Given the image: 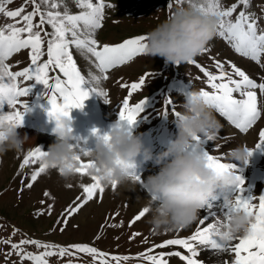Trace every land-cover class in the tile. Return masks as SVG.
<instances>
[{
  "label": "snow or ice",
  "instance_id": "obj_1",
  "mask_svg": "<svg viewBox=\"0 0 264 264\" xmlns=\"http://www.w3.org/2000/svg\"><path fill=\"white\" fill-rule=\"evenodd\" d=\"M13 2L14 0H0V16L12 21L0 27V110L3 109L5 104L12 110L8 114L0 115V126L5 123L9 126H23L24 114L30 109L27 108L26 102L21 101L19 98L28 96L31 87L30 84L21 86V81L27 83L34 80L38 84H43L48 90L47 103L50 118L69 117L73 109H82L84 101L89 98L90 93L104 97V103L108 104L107 93L95 87L94 83H100L101 79L107 80L109 70L128 63L133 57L144 54V49L147 47L146 35L126 39L114 46H101L99 44L97 39L94 38V33L102 28L105 9L104 0H79L78 7L81 9L79 14L71 13L66 6L67 0H62L65 5L63 11L59 10L61 3H58L57 0H26V3L33 6V10L30 12H26L24 5L15 10H10L7 5H11ZM184 2L185 0H176L177 4ZM239 2L245 8L251 5V0H239ZM187 3L191 5L192 10L199 12L201 15L217 17L219 19L218 36L226 38L227 42L240 56L247 57L260 64L261 57L264 56V29L259 28L254 14L242 10L239 11L238 16L233 21L230 18L237 11L236 4H233L227 10H221L220 0H203V3L199 5L194 3L193 0H187ZM42 5H47L48 9L42 11ZM172 7V3L169 2L168 8L171 9ZM37 16H39V23L34 24V19ZM45 24L51 27L52 31L50 33L44 31ZM44 37H48L46 42L47 59L41 62V58L44 56L42 50L45 45ZM73 48L82 56L94 58L89 63L93 64L100 75H94L89 71V78H86L73 57V51L71 50ZM22 49H30L31 67L14 72L6 61ZM207 51L208 49H205L204 52ZM190 64H195L207 78L208 88L211 91L201 90V95L206 103L220 116L226 118L235 128L241 132H247L261 118V109L258 107V97L255 89H259L260 93L264 94V82L257 83L231 62H228V64L232 69V73L239 79H234L232 75H229L224 70L225 64L220 61H215L218 74L207 71L196 64L195 61ZM56 70L62 74L63 78L59 75L55 77L49 75L50 71ZM145 80L146 78H141L137 83L122 85L128 89V98L124 99L119 110V120L127 122L129 127L136 123L137 117L143 111L146 103L145 100H142L134 106H130L129 99L134 93L143 88ZM49 93L51 94L49 95ZM234 93H239L241 98H235ZM167 104L170 105L171 101H168ZM172 112L177 115L174 108ZM167 114L168 108L166 105L165 115ZM102 138L104 140L109 139L106 135ZM203 144L204 142L197 138L193 149H202ZM260 148H264V130L259 133V143L256 145V150ZM75 149L79 153L76 159L80 164V167L76 169V173L82 177L90 178L91 182L87 185H81L84 195L78 197L75 204L66 209V216L63 221L65 227L73 215L79 213L85 205L94 199H102L105 192L104 185L90 171L93 167L92 163L82 160V157H88L89 150H85L79 144L75 145ZM216 151L218 152L219 149H216ZM253 152L250 151L249 156ZM201 153L208 161L209 167L235 171L233 164L221 162L222 157L210 154L207 151ZM45 155L46 152L39 147H35L24 156L20 165L22 171L30 165H37L36 170L32 172L26 183L29 190L33 188L38 178L49 170L43 163ZM134 178L138 183L141 182L138 175ZM237 180V188L241 195L235 200V207L232 211L244 212L252 217L254 222L250 225L249 234L246 237L231 238L227 244L218 238L220 229L224 226V220L207 223L206 219H199L198 223L202 227H198L189 238L168 239L166 242L155 246V248L164 249L168 246L178 245L186 250L187 254L185 255H181L178 251L160 252L158 255L150 254L155 251V248H151L145 253L138 254L137 257L120 256L99 251L96 247L87 244H74L64 247L47 243L42 244L37 240H21L18 244L12 243L10 240L4 241L5 244L10 245L11 251L2 254L5 259H8L15 253L21 264L24 261H31L32 264H49L47 258L51 257H58L61 260L66 256L79 259L77 254H84L91 258L93 264H122V262L131 259L145 260L147 264H169L166 257H179L184 264H199L196 259L199 255L197 246L207 245L212 249H217L221 253H227L234 257L233 259H225L224 264H264V195L259 196L257 206L254 203L256 197L243 198L244 180L239 175ZM68 187H71V185H68ZM110 187L113 190L117 188L115 183ZM43 195L50 198V193L47 191ZM52 211L53 207L49 204L47 214L51 215ZM147 213L148 209L146 207L142 208L129 223V227L140 222ZM112 218L115 219V217ZM57 223H60V221L58 220ZM118 226L122 227L123 221L119 225H109V227ZM60 230L63 232L65 228L62 227ZM139 235L140 233H133L130 239H135ZM234 240L238 242L233 244ZM24 245H33L44 251L38 255L25 252L22 248ZM69 264H72V262L69 261Z\"/></svg>",
  "mask_w": 264,
  "mask_h": 264
},
{
  "label": "rangeland",
  "instance_id": "obj_2",
  "mask_svg": "<svg viewBox=\"0 0 264 264\" xmlns=\"http://www.w3.org/2000/svg\"><path fill=\"white\" fill-rule=\"evenodd\" d=\"M114 1L116 4L121 5L122 2L126 0ZM57 2L61 3V8L59 10L63 11L65 6L64 3L62 0H57ZM78 3L79 0H67L66 6L73 12L71 7L74 6V8H79ZM130 3H133L132 0H129V5H131ZM24 4L26 12L33 10L31 4H27L26 2H24ZM8 6L10 10H15L17 7L22 6V4L13 2ZM42 7L45 11L48 9L47 5H43ZM230 7V5L226 4L223 10H227ZM110 8L113 9L110 10V14L115 15V18H111L114 23L107 22L108 20L106 21V18L109 19L111 15H104L102 28L95 31L94 38L97 39L99 44H102L103 40L111 43L116 42L115 45H118L121 43L120 41L124 38L126 33L113 32L111 30L118 26L116 19L124 14L126 8L122 7L120 13L118 6ZM110 8L105 5L104 11L107 13V10ZM34 21H39V16H37ZM1 22H4V25H6L12 21L0 16V23ZM44 29L49 33L52 31L51 27L47 24L44 25ZM140 55L133 57L132 60L124 65L109 70V73H107V80L101 79L100 83H94L95 87L107 93V99L109 100L108 104L104 103V97H100L95 93H90L89 98L84 101L82 109H73L71 111L73 135L76 138L73 141L75 145L79 144V146L85 150H91L94 148L97 141V136L93 135V131L98 130L99 136H103L107 133L108 120L115 115V102L117 98L121 96L122 89L123 91L126 90L122 85H128L127 82H124L123 73H131L135 68H138L140 71L137 74H140L147 67V63L143 66V63L141 64L138 60ZM73 57L77 61V65L81 68L83 74L85 73L87 75L86 78H89V71L94 75H100L93 64L89 63V61L94 60V58L82 56L77 53L76 50H73ZM30 61V49H22L20 52L14 53L6 63H8L11 70L15 72L21 71L25 66L31 65ZM245 66L252 73L253 80L260 83V75L264 70L249 62H246ZM15 67L18 68L15 69ZM49 75L54 77L53 71H50ZM59 76L62 77V74L59 73ZM150 81L154 83L153 77L150 78ZM34 83H36L34 80L28 81L27 83L21 81V86ZM199 89V91L203 90L202 84ZM255 91L258 97V107L261 109V118L247 132H241L239 129L235 128L234 125L230 124L226 118L220 116L219 113L214 110L216 119L223 126L222 130L219 132L215 141L204 142L202 149H198V151H207L210 154H216L223 158L221 162L233 164L236 174L241 176L242 179L245 176V180L243 179V187L245 189L243 198L251 199L256 197L254 203L258 206L259 196L264 195V148L256 150V145L259 143V133L264 130V94L260 93L259 89H255ZM47 93L48 90L43 84H40L38 102L34 92H29L28 96L19 98L21 101L26 102L27 108L30 110L24 114L23 126L19 127L17 131L21 137L29 133H35L36 136L32 137L30 134L27 135L29 141L24 145V151L21 152V160L18 159L16 162L14 161V154H16L14 151H9L0 157V161H2L0 162V205H2L0 206V212L2 209H5L10 214L9 218L2 217L0 221V264H21L19 257L15 255V253L8 259H5L2 254L11 251L10 245L4 243V241L8 240L17 244L21 240H37L42 244L47 243L64 247L74 244H87L96 247L97 243H100L102 245H111L113 248H120L123 244H130L134 240L130 239L133 233L145 231L150 236L152 247L149 249H151L166 242L168 239H187L194 234L198 227H202L199 225L198 220L183 230L157 233L152 230V228H150L151 226L146 222L148 218L147 215L142 218L140 222L129 227V223L133 220L134 216L142 210L144 202L149 198L141 183L137 184L140 185L143 198L140 197L135 190H127L122 187H117L113 190L110 186H104L105 192L102 199H94L92 202L85 205L79 213L73 215L68 220L67 226L65 227L63 221L66 216V209L73 206L78 197L84 195L81 185L89 184L91 182L90 178H85L76 174L73 180L65 182L61 179L56 170H48L38 178L33 188L29 190L26 187V183L30 179L32 172L36 170L37 165H30L23 171L20 169L24 156L28 153V148L33 150L35 147H39L42 151L47 152L49 146L55 142L56 138L52 134L54 121L48 116L49 105L47 103ZM175 93L183 103L187 96L185 92L181 91L178 87ZM50 94L51 93H49V95ZM233 95L235 98H241L239 93H234ZM147 106L148 105L145 103L144 111L149 113L150 110H148ZM5 107V114L12 111L7 104H5ZM171 116V114L168 116L166 115L162 124L168 122ZM260 122L261 124L263 123V126L259 125ZM120 123L124 128L134 133L143 121L142 117L138 116L136 123L131 127H129L127 122ZM168 126L172 130H177L175 124L172 125L170 123ZM163 134V131L156 134V131L152 132V130H148L139 136L144 148L148 150L153 157L167 149L166 146L164 148H159V146L155 145L151 146L153 142L156 145L161 142H171V140L166 138V134L165 136H163ZM221 137H224V139H221ZM171 138L175 139V136L172 135ZM241 146L254 151L247 165H241L238 161L232 160L229 155L231 149ZM216 149H219V151L217 152ZM82 160H84V162L89 161L88 157H82ZM136 165L141 166L139 167L140 169L135 171V174L141 178V181L146 180L149 175H155L159 170L157 167H153L149 171L150 167L155 166L154 160L145 162L143 156L137 158ZM68 185H71V187H68ZM45 191L50 193V198L44 197L43 194ZM240 195V191L238 193V188L232 187L228 200H236ZM19 197L20 201L18 200ZM42 201L44 202L42 203ZM49 204L53 207L51 215L47 214ZM57 205L60 208H58ZM218 210L225 212V217L222 216L223 221L231 213L232 208L226 207L225 204L221 202V199L213 201L211 205L206 206L200 211V219H206L207 223H213L215 220H219V218H217L218 214H216ZM14 211L20 213L21 217L25 218L27 221H24L22 224L21 218H13ZM117 213L118 215H116ZM112 217H115V219ZM58 220L60 223H57ZM121 221H123L122 227H109V225L113 224L119 225ZM62 227L65 228L63 232L60 230ZM185 231L190 232L187 238L182 235ZM90 239H94V242L91 243ZM236 242L238 241L234 240L232 243L234 244ZM22 248L23 251L35 255L41 254L44 251L33 245H24ZM197 250L199 255L196 259L199 264H224L225 259L234 258L227 253H221L219 250L212 249L207 245L197 246ZM177 251L180 252L181 255L187 254L186 250L178 245L168 246L164 249L155 248V251L150 254L158 255L160 252ZM80 256L83 257V259L88 258L84 254H80ZM47 259H49V264H69V261H71L72 264H89L84 262V260L79 261L76 257L68 256L63 260L58 257ZM166 259L169 260V264H184L179 257H166ZM23 264H32V262L24 261Z\"/></svg>",
  "mask_w": 264,
  "mask_h": 264
},
{
  "label": "clouds",
  "instance_id": "obj_3",
  "mask_svg": "<svg viewBox=\"0 0 264 264\" xmlns=\"http://www.w3.org/2000/svg\"><path fill=\"white\" fill-rule=\"evenodd\" d=\"M219 19L201 15L194 10L177 8L169 17L146 34L144 54L151 58H162L172 65L190 64L203 53L214 39ZM182 111L175 115L177 134L165 151L155 157L146 150L139 136L124 128L119 121L111 125L104 140L98 130L93 131L97 141L88 152L90 169L104 186L113 183L117 187L134 190L137 180L134 169L138 157L145 162L154 160L159 169L139 183L148 194L143 208L148 209L147 223L157 233L183 230L200 219V211L216 193L237 187V174L234 170H218L208 166L204 155L194 150L197 138L200 141H214L222 125L214 115V109L206 103L201 91L192 88L181 106ZM54 121L52 134L55 142L49 146L43 163L49 170H56L65 182L76 176L80 167L76 159L79 153L73 141L72 119L60 116ZM19 127L4 124L0 126V157L14 151L21 153L29 141L17 131ZM249 150L246 147L231 149L232 160L247 165ZM2 162V161H0ZM235 200H225V206L234 209ZM253 218L244 212L232 211L224 220L219 237L224 243L231 238H244L249 234Z\"/></svg>",
  "mask_w": 264,
  "mask_h": 264
},
{
  "label": "trees",
  "instance_id": "obj_4",
  "mask_svg": "<svg viewBox=\"0 0 264 264\" xmlns=\"http://www.w3.org/2000/svg\"><path fill=\"white\" fill-rule=\"evenodd\" d=\"M18 1L19 4L22 5L24 4V2H26V0ZM132 2V5H129L127 2L122 3V6L126 8V10L124 11V14L122 16L117 17L116 22L118 23V26L111 30L113 32L126 33L124 38L120 41L121 43L126 39L135 38L140 35H146L159 23L169 17L178 7L192 10L191 5H186V1L181 4H177L176 0H132ZM169 2H171L173 5L171 9L168 8ZM193 2L199 5L200 3H203V0H193ZM114 4V0H108L107 5L111 6ZM226 4L230 5L231 7L233 4L237 5V11L234 12L233 16L230 18L233 21L238 16L239 11L243 10L248 13L254 14L257 18L259 28H264V0H251V5L248 8L243 7L240 4L239 0H220L221 10H223V7ZM71 9L73 10V12H71L72 14H78L81 11L80 8H74V6H72ZM42 11H45L43 7ZM104 15L109 14L105 13ZM112 18L115 17L112 16ZM107 22L113 21L110 18ZM38 23L39 21H34V24ZM0 27L2 26L0 25ZM217 33L218 27L214 39H212L206 47L208 51L204 52L203 54L201 53L195 58L196 64H199L201 67L213 74H218V70L215 67V61H220L225 64L224 70L229 75H232L234 79L239 78L235 77V75L232 73V69L229 66L228 62H231L232 64L239 67L251 79H253V76L245 66L246 62H249L252 65L264 70V56L261 57L260 64H257L247 57H242L234 51L231 45L227 42L226 38L218 36ZM102 43L103 45L111 44V42L103 40ZM115 43L116 42H113L112 45ZM42 50L44 52V56L41 58V62L46 61L47 59V49ZM71 50L73 51L75 49L73 48ZM138 60L141 64L143 63V66L147 63V67L140 74H137L140 71L138 68H135L131 73H123V78L124 82H127L128 85L139 82L141 78H146L143 88L137 93L133 94V96L129 99V104L130 106H134L140 101L145 100L150 112L147 113L143 110L139 114V116L142 117L143 123L140 125L134 135L141 136L145 131H147L148 129H152L158 122H160L165 116L166 105L168 108V113L172 115L171 119H175V115L173 114L172 109L174 108L176 113L182 111L181 106L184 103H182L179 98L174 95V90L177 88V86H179L186 95L192 90V88L200 90L199 87L201 84L204 91H211V89L208 88L207 78L203 75L199 68L195 66V64H184L176 66L166 63L162 58H151L146 54H141ZM151 77H153L154 83L150 81ZM260 77V82H264V71L261 73ZM34 87H36V85H33L31 88ZM125 98H128V89H126L125 91H123L122 89L120 98L116 100V108L118 110L121 109ZM168 101H171L170 105L167 104ZM5 109L6 107L4 105L3 109L0 110V115L5 114ZM117 121L123 122L120 121L118 117L112 120V123L114 124ZM17 160L18 159L16 157L14 161L16 162ZM18 200L20 201V197ZM58 208L60 207L58 206ZM2 217L9 218V212H7L5 209H2L0 212V221ZM13 218H21L22 224L24 223V221H27L25 218L21 217L20 213L16 211L13 212ZM139 233L140 235L137 236L130 244H123V246L120 248H113L111 245H102L100 243H97L96 248L99 251L114 255H128L130 257H137L138 254L145 253L150 247H152L150 236L145 231H141ZM90 242L93 243L94 239H90ZM77 255L79 256V261L84 260V262L86 263L93 264L91 258L88 257L83 259L80 254ZM122 264H147V261L131 259L127 262H122Z\"/></svg>",
  "mask_w": 264,
  "mask_h": 264
},
{
  "label": "bare ground",
  "instance_id": "obj_5",
  "mask_svg": "<svg viewBox=\"0 0 264 264\" xmlns=\"http://www.w3.org/2000/svg\"><path fill=\"white\" fill-rule=\"evenodd\" d=\"M230 126V125H229ZM27 133V132H26ZM37 133V132H36ZM30 134V136H32V137H35L36 136V134L35 133H29ZM29 134H27V135H29ZM140 167V165H136V168L134 169V172L135 171H137L138 169H140L139 168ZM134 190H135V192L140 196V197H142L143 198V193L141 192V189H140V185L139 184H136V186H135V188H134ZM147 197V196H146ZM222 198H225V199H229L227 196H226V193L225 194H222V196H221ZM213 201H215V200H218V195L216 194V196H215V198H213L212 199ZM142 203V202H141ZM209 204V203H208ZM216 214H218V217L217 218H219V220H221L222 221V219H223V217H225V212H221L220 210H218V212L216 213ZM223 216V217H222ZM211 218V217H210ZM218 220V219H217ZM216 255V254H215Z\"/></svg>",
  "mask_w": 264,
  "mask_h": 264
}]
</instances>
